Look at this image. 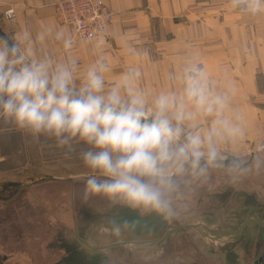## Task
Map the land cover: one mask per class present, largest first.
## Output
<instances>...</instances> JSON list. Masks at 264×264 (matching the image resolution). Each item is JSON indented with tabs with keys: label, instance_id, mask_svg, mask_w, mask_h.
<instances>
[{
	"label": "clouds",
	"instance_id": "9594fccd",
	"mask_svg": "<svg viewBox=\"0 0 264 264\" xmlns=\"http://www.w3.org/2000/svg\"><path fill=\"white\" fill-rule=\"evenodd\" d=\"M234 2L251 14L264 11V0ZM28 41L26 31L0 36V119L33 136L54 137L61 146L74 139L88 145L81 153L91 172L85 198L103 196L114 206L171 214L176 178L205 174L219 159L218 132L236 131L223 118L227 97L211 91L196 66L185 69L179 94L161 92L150 102L136 87L138 73L108 87L107 65L98 61L78 82L74 59L38 58ZM196 116L214 117L206 134Z\"/></svg>",
	"mask_w": 264,
	"mask_h": 264
},
{
	"label": "crops",
	"instance_id": "0c3cea01",
	"mask_svg": "<svg viewBox=\"0 0 264 264\" xmlns=\"http://www.w3.org/2000/svg\"><path fill=\"white\" fill-rule=\"evenodd\" d=\"M57 1L0 0V36L15 37L26 31L36 57H48L57 63L74 59L78 82L98 61L107 65L104 76L108 87L126 73H138L136 87L150 102L161 92L179 94L185 69L196 66L205 73L210 90L227 97L223 118L236 129L235 133L218 132L217 149L248 147V142H257L259 133L264 139V11L251 14L234 0H104L114 12L113 19L106 39L97 41L74 38L70 25L55 17ZM10 6L16 15L8 21L3 13ZM66 40L71 42L70 48L65 47ZM213 120L214 117H194L202 134L213 127ZM217 197L225 210L217 218L222 223L209 217L200 227L197 243L201 252L218 264H244L238 242L247 234L245 228L236 226L233 210H226L227 206L236 209L232 199ZM112 209L96 211L106 213ZM128 209L120 208V217L124 215L126 219ZM138 211L141 216L146 214ZM257 221L264 224L261 217ZM85 228L87 232L92 228L97 238L103 233L102 237L118 240L98 243L99 247H136L137 255L149 259L163 253V241L155 238L136 243L130 239V230ZM87 232L83 233L87 241L97 246Z\"/></svg>",
	"mask_w": 264,
	"mask_h": 264
},
{
	"label": "rangeland",
	"instance_id": "374dc122",
	"mask_svg": "<svg viewBox=\"0 0 264 264\" xmlns=\"http://www.w3.org/2000/svg\"><path fill=\"white\" fill-rule=\"evenodd\" d=\"M257 137V142L247 143L248 147L217 149L218 161L235 159L240 164L226 166L217 161L203 175L189 173L176 178L177 188L171 194L172 212L165 216L170 224L197 225L190 230L182 227L179 235L163 244V253L155 259L137 255L136 247H100L108 255L105 264H218L201 252L196 238L202 226L198 223L206 217L222 223L217 218L225 210L217 194L223 186L226 190L230 186L242 189L234 203L241 220L246 217L247 206L253 207V203L255 213L246 218L264 215V139L261 133ZM88 148L75 139L61 146L54 137L18 131L0 119V264H58L64 253L51 242L60 237L78 239L77 233L83 234L87 232L85 227L95 226L96 210L115 207L103 196H84L85 181L91 172L81 153ZM89 230L94 244L118 241L102 237L103 233L99 239L92 228ZM255 241L256 247H240L244 264H252L255 253L264 249V238Z\"/></svg>",
	"mask_w": 264,
	"mask_h": 264
},
{
	"label": "water",
	"instance_id": "95a60500",
	"mask_svg": "<svg viewBox=\"0 0 264 264\" xmlns=\"http://www.w3.org/2000/svg\"><path fill=\"white\" fill-rule=\"evenodd\" d=\"M218 162L225 164L226 166L240 164V161L235 159ZM122 207L125 208L126 206H116V208L112 207L113 209L109 212H99L98 215L95 214V216H98V218L104 221L96 218L93 224H95L97 227L105 226V228H108L112 231L118 227L123 230H130V239H133V241L136 243H144L147 242V240L153 238L159 242H162L166 237L169 238L171 233L178 230V228L168 230L170 224L168 223L165 214L157 212L146 213L145 215L141 216L139 215L138 210H132L126 207L128 212H130L129 216L126 215V219L124 218V215L120 217L118 211ZM261 231L264 232V229L262 228ZM76 236L78 239L68 240L66 237H60L57 242H51V245H59V247L62 248L65 253L58 264H89L91 263V258L92 264H105V259L108 258V255H106L104 252H101L100 247H94L91 245L87 241V237L83 234L80 235L77 233ZM263 238L264 236L262 239ZM80 242L84 243L85 246ZM122 243L123 242H119V244Z\"/></svg>",
	"mask_w": 264,
	"mask_h": 264
},
{
	"label": "built area",
	"instance_id": "2783aa9c",
	"mask_svg": "<svg viewBox=\"0 0 264 264\" xmlns=\"http://www.w3.org/2000/svg\"><path fill=\"white\" fill-rule=\"evenodd\" d=\"M14 9L11 17L8 9ZM56 19L70 25L78 40L94 39L104 41L113 19V13L104 0H59L54 4ZM8 21L15 19V8L10 6L4 11Z\"/></svg>",
	"mask_w": 264,
	"mask_h": 264
},
{
	"label": "flooded vegetation",
	"instance_id": "af4514ba",
	"mask_svg": "<svg viewBox=\"0 0 264 264\" xmlns=\"http://www.w3.org/2000/svg\"><path fill=\"white\" fill-rule=\"evenodd\" d=\"M242 164H246V163L244 162ZM224 188H227V187H224L223 186V188H222L223 190L221 189L220 193L217 194V196L218 195H220V196L222 195V196H225L226 198L228 197V200H231L232 199V202L236 203V201L238 200V194L241 192L242 189L235 188L234 186L228 187V190H226ZM246 203L249 204L248 202H246ZM250 203H251V201H250ZM234 205L236 206V204H234ZM247 207H248L247 208V211L245 212V216L246 217L249 216V215H253V213H255L256 204L253 203V207H252V204H251V207L250 206H247ZM234 209H232V210H234ZM233 213H234V215H233L234 216V219L236 220V222H235L236 226H237V221L239 220L240 221V224L239 225L243 226V228H245L244 229L245 230V233H247L245 236L243 235L244 237L238 243H241L242 242L241 245H243V247L245 249H248L250 246L251 247L252 246L253 247H256L257 246V241H255V239L256 238L258 240H259V238L262 239V237H263V231H261V229L262 228L264 229V224L263 225H260L261 223H259L257 221L259 217H254V218L253 217L252 218H246L245 217L243 220H241L242 217H241L240 214H238V211L237 210H234ZM260 217L262 218V220H264L263 213L261 214ZM206 218H202V222L201 223H198V224L199 225L201 224L200 226L205 225L204 223H207V221L209 219L208 217H206ZM167 221L170 224V221H169L168 218H167ZM195 225H197V224H194V223L193 224H189V225L187 224L186 226H185V224H170V227H169L168 230H173L175 228H178V230L176 232L171 233L169 238L166 237L163 240V243H168L172 237H176L177 235H179L180 234L179 231L181 230L182 227L183 228H185V227L186 228H189V230H190V227H194ZM247 229H249V230H247ZM248 232H252L253 234L252 233H248ZM260 234H262V235H260ZM252 238H255L254 241L252 240ZM259 253H255V257H254V259L252 261V264H264V249L262 250L261 254H259ZM256 255H258V256H256Z\"/></svg>",
	"mask_w": 264,
	"mask_h": 264
},
{
	"label": "bare ground",
	"instance_id": "6f19581e",
	"mask_svg": "<svg viewBox=\"0 0 264 264\" xmlns=\"http://www.w3.org/2000/svg\"><path fill=\"white\" fill-rule=\"evenodd\" d=\"M74 34V33H73ZM75 38V37H74Z\"/></svg>",
	"mask_w": 264,
	"mask_h": 264
}]
</instances>
